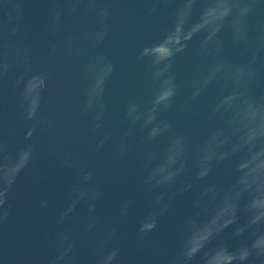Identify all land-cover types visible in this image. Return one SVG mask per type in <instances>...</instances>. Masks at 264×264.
Returning a JSON list of instances; mask_svg holds the SVG:
<instances>
[{"label": "water", "instance_id": "1", "mask_svg": "<svg viewBox=\"0 0 264 264\" xmlns=\"http://www.w3.org/2000/svg\"><path fill=\"white\" fill-rule=\"evenodd\" d=\"M0 264H264V0H0Z\"/></svg>", "mask_w": 264, "mask_h": 264}]
</instances>
